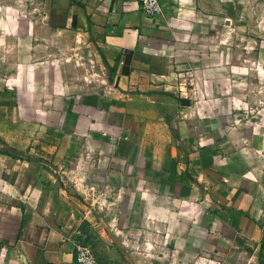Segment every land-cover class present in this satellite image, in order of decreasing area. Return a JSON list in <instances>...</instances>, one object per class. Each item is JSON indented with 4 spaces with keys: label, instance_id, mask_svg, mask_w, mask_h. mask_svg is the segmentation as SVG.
<instances>
[{
    "label": "crops",
    "instance_id": "crops-1",
    "mask_svg": "<svg viewBox=\"0 0 264 264\" xmlns=\"http://www.w3.org/2000/svg\"><path fill=\"white\" fill-rule=\"evenodd\" d=\"M160 3L0 0V264H264V0Z\"/></svg>",
    "mask_w": 264,
    "mask_h": 264
},
{
    "label": "rangeland",
    "instance_id": "rangeland-1",
    "mask_svg": "<svg viewBox=\"0 0 264 264\" xmlns=\"http://www.w3.org/2000/svg\"><path fill=\"white\" fill-rule=\"evenodd\" d=\"M72 30H73L72 32L73 46L71 49H67L68 51L67 56L63 48L62 49L56 48V52H57L56 55L59 56L58 59L64 58L68 60L67 64L62 63L63 61L60 64H58L57 69L62 71L63 73L65 72L69 73L71 69L73 76L78 75V79H74L72 81L75 84H79L81 79H83L82 77L83 74L89 75L88 82L90 81L94 83H100L101 80L99 79L98 76L96 75L91 76V74L97 72V70L102 71V68L100 65H97L96 63L93 62L91 56H93L95 53L92 51V48L86 47V44L84 43V41L86 40L90 41V39L87 36L78 33L79 29L76 28L75 22L73 24ZM81 55H84L86 57V60H83L84 56Z\"/></svg>",
    "mask_w": 264,
    "mask_h": 264
},
{
    "label": "built area",
    "instance_id": "built-area-1",
    "mask_svg": "<svg viewBox=\"0 0 264 264\" xmlns=\"http://www.w3.org/2000/svg\"><path fill=\"white\" fill-rule=\"evenodd\" d=\"M142 11L148 17L161 13L160 0H139ZM75 261L77 264H102L94 248L87 241L78 242L75 247Z\"/></svg>",
    "mask_w": 264,
    "mask_h": 264
},
{
    "label": "water",
    "instance_id": "water-1",
    "mask_svg": "<svg viewBox=\"0 0 264 264\" xmlns=\"http://www.w3.org/2000/svg\"><path fill=\"white\" fill-rule=\"evenodd\" d=\"M259 140H260V142H262V143H255L254 146L259 147V148H261V149H264V136H259V135H257V136L254 137V141H255V142H258ZM258 144H259V145H258Z\"/></svg>",
    "mask_w": 264,
    "mask_h": 264
},
{
    "label": "trees",
    "instance_id": "trees-1",
    "mask_svg": "<svg viewBox=\"0 0 264 264\" xmlns=\"http://www.w3.org/2000/svg\"><path fill=\"white\" fill-rule=\"evenodd\" d=\"M7 152L8 154H10V155H14V156H16V151L15 150H13V149H10V148H7V149H1L0 148V152Z\"/></svg>",
    "mask_w": 264,
    "mask_h": 264
}]
</instances>
